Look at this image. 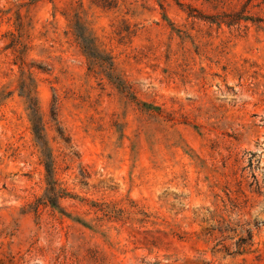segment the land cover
<instances>
[{
	"label": "rangeland",
	"instance_id": "1",
	"mask_svg": "<svg viewBox=\"0 0 264 264\" xmlns=\"http://www.w3.org/2000/svg\"><path fill=\"white\" fill-rule=\"evenodd\" d=\"M0 264H264V0H0Z\"/></svg>",
	"mask_w": 264,
	"mask_h": 264
},
{
	"label": "trees",
	"instance_id": "2",
	"mask_svg": "<svg viewBox=\"0 0 264 264\" xmlns=\"http://www.w3.org/2000/svg\"><path fill=\"white\" fill-rule=\"evenodd\" d=\"M84 27V26H83ZM86 27V26H85ZM83 51L88 56L89 60L104 69L111 79H116L113 72L115 71L112 58L107 55L100 47L98 40L91 34V32L85 28L81 30V34L78 35ZM109 59V60H107ZM23 77L20 79L19 87L26 98L28 103V109L30 110L31 121L33 124V131L37 141L40 144L41 153L46 169V178L48 188L44 197L37 201L34 209L38 212V206L41 204L50 205L55 209H62L59 200L67 196L65 189L61 188L57 180L54 178V161L52 158L50 147L45 140L44 125L42 123V117L40 115V108L34 96L33 79L23 71ZM126 83L123 84L121 89L126 94H130L129 87ZM63 214V210H61Z\"/></svg>",
	"mask_w": 264,
	"mask_h": 264
}]
</instances>
